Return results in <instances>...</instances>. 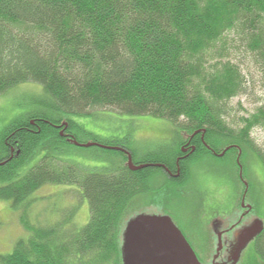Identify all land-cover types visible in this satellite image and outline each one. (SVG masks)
Instances as JSON below:
<instances>
[{
	"label": "trees",
	"instance_id": "obj_1",
	"mask_svg": "<svg viewBox=\"0 0 264 264\" xmlns=\"http://www.w3.org/2000/svg\"><path fill=\"white\" fill-rule=\"evenodd\" d=\"M232 30L234 44L264 81V0H0V94L33 82L46 95L0 129V200L20 211L27 231L10 252L0 253V264H122L124 216L149 191L152 168H163L131 170L119 150L122 158L113 168L87 169L63 159L62 144L69 140L60 130L74 135L72 129L82 128L70 116L97 109L165 119L174 127L160 137L169 141L155 157L129 149L135 164L170 167L178 136L204 129L216 152L230 146L216 157L200 145L199 161L215 157L197 180L205 199L211 194L220 205L226 188L244 187L240 164L264 206V152L250 136L254 127L264 129V105L235 126L226 121L227 102L247 85L240 68L224 59L222 39ZM91 141L129 144L96 136ZM45 184L76 186L88 204V221L76 226L73 206L52 226L33 224L31 208L42 197L31 196ZM58 228L67 235L57 234ZM255 249L254 259L264 262V227Z\"/></svg>",
	"mask_w": 264,
	"mask_h": 264
},
{
	"label": "rangeland",
	"instance_id": "obj_2",
	"mask_svg": "<svg viewBox=\"0 0 264 264\" xmlns=\"http://www.w3.org/2000/svg\"><path fill=\"white\" fill-rule=\"evenodd\" d=\"M222 41L226 44L224 59L237 65L247 80L245 91L230 98L226 105V121L228 124L235 126L241 116H249L251 113L255 112L259 106L264 105V81L252 58L244 52L242 46L235 45L237 40L235 39L234 30L225 33ZM44 97H46V95L41 85L33 82L19 84L9 89L6 93L0 94V129L14 116L37 108V104L34 100ZM70 117L82 128V130L77 128L72 129L78 140L90 142L92 137L95 136L106 142L126 139L129 141V146L136 150L138 157L143 154L146 155L147 153H150L148 156L155 157L156 154L162 153L166 147L165 144L168 142V140L164 141V139H160L158 140V144L145 143L139 141V139L145 140L146 138H137V134L140 135V133H144L143 127L145 126H150L151 128V126L159 127L161 124L165 126L169 125V122L165 119L151 116H129L126 113H118L114 110L106 109H97L88 115H73ZM188 135L189 133L187 132L178 136L179 140L176 144L177 153L180 151V146L185 142ZM250 136L264 152V129L254 127L250 132ZM200 150L201 149L192 156L188 165L189 175L187 182L192 183L191 186H189V184L188 186H183L180 183H177L175 186H173V183L164 185V175L159 169L152 168L151 171L156 172L157 175H152V177L148 179V182L146 181V185L154 189L146 195L142 193L144 196L135 198H138V201L137 203L133 202V209L126 213L123 222L125 224L130 217L138 213L163 214L165 211L164 206L166 205L172 210V217L175 223L184 231L185 235H187L201 260L208 263V260L215 251L216 236L214 230L219 228L217 226L218 221H220L222 226L227 225L229 222L239 217V210L234 206V197L237 194L236 190H239V188L241 189V186L237 188L234 186L233 189L230 190L229 200L224 201L223 198H218L220 201V209L215 211L216 213H210L207 217H205V215L201 217L199 213L200 209L196 208L199 204L197 192L201 191L196 186V183L201 172L204 170L208 171V164L214 162L215 157L206 155L203 157V160L199 161V157L203 156L204 153ZM170 151L169 149L166 150V152ZM218 152L220 153L221 151L217 150V153ZM39 155L40 154L33 156L30 160V164L33 163ZM60 156L63 159L71 160L87 169L102 167L113 168L122 158L119 151L106 149L100 146H79L72 143L71 140L65 141L62 144ZM240 168L242 170L241 166ZM206 176L208 177V175ZM192 179L193 181H191ZM250 181L252 182V180ZM177 185H181L179 191L176 190ZM76 189L75 186H67V184H45L38 188L31 197L36 198V200L40 197H42V199H38L33 205V208H31V222L36 225L40 224L43 226L45 224L52 226L58 222L60 216H63L66 210L76 206V213L73 221L78 227L85 224L89 219L88 204L86 200L80 198ZM201 194L205 196L203 192H201ZM207 197V201L211 202V194L207 195ZM248 199H250V197H247V200ZM251 199L254 200L253 198ZM149 203L150 205H148ZM205 205L208 206L207 203H205ZM19 214L20 211L18 212L11 207L8 201L0 200V253L10 252L15 242L19 238L27 235V231L24 229L23 223L19 219ZM262 215H264V213H262ZM58 231L59 233L57 234L61 236L67 235L64 234L67 233V231L62 228H58L57 232ZM228 236L229 232L224 234V238ZM207 243L209 247L205 250L204 247ZM245 261L244 257L243 261L238 264H243ZM251 261L252 262L249 264H263L259 262L258 259Z\"/></svg>",
	"mask_w": 264,
	"mask_h": 264
},
{
	"label": "water",
	"instance_id": "obj_3",
	"mask_svg": "<svg viewBox=\"0 0 264 264\" xmlns=\"http://www.w3.org/2000/svg\"><path fill=\"white\" fill-rule=\"evenodd\" d=\"M198 131L196 130L194 133ZM73 142L80 144L76 140ZM95 144L98 145L96 142L80 145ZM222 154L223 152L219 156ZM127 156V166L131 170H139L151 165V163L134 164L131 155L128 154ZM153 165L164 166L161 163ZM245 185H247L246 182ZM217 226L219 228L214 230L216 236L215 251L206 263L198 259L193 248L170 215L165 212L163 214L138 213L130 217L122 228V264H238L243 261L250 241L261 232L264 225L261 219L243 222L229 238L222 237L225 230L221 229L220 222ZM220 258H224L225 262L219 261Z\"/></svg>",
	"mask_w": 264,
	"mask_h": 264
},
{
	"label": "flooded vegetation",
	"instance_id": "obj_4",
	"mask_svg": "<svg viewBox=\"0 0 264 264\" xmlns=\"http://www.w3.org/2000/svg\"><path fill=\"white\" fill-rule=\"evenodd\" d=\"M143 132L144 133H140V135L137 134V138L144 137V138H146V140L148 142L144 141L142 139H140L139 141L145 142V143H153V144L159 143L158 140H160V137H163V136L166 137L167 135L172 134V131H168V128L166 126L164 128L161 125L159 127L151 126V128H150V126H145V127H143ZM201 132L202 133L200 135H198L199 132H197L195 134L190 133L188 135V137L186 138L185 142H183L182 145L180 146V151L178 153L176 151L173 153L174 154L173 160H172L173 164L170 163L169 164L170 167L165 166V165L162 167L163 168L162 173L164 175L163 184L169 185L170 183H173V186H175L177 183H180L183 186H188V184H189V186H191V183L187 182L186 176H187V171H188V165L190 163L192 156L195 153H197L198 150L201 148L200 145L202 147L204 146V148H206L207 150L213 152L212 147L207 144V142L204 138V132L205 131L204 132L201 131ZM136 133H138V132H136ZM60 135L61 136H67L68 133H65V132H63V130H60ZM144 135H147V137H145ZM177 143L178 142H176V144ZM122 147L126 150L128 149V151H129V149L133 150V148L127 146V144H124ZM241 182H242V185L245 184V182L243 180H241ZM180 188H181V185L176 186V189H180ZM199 189H200V191H203V189L201 187H199ZM197 193H198V196L202 197L203 194H201L200 192H197ZM225 194H226V190H224V194L221 197H223ZM254 197H256V195H254ZM242 199H243V194L241 195V198L238 202V206H236L239 210V217L237 218V220L234 221V223L232 222L230 225H228L224 229L225 230L224 233L229 232V234H230L231 230L234 229L236 225L240 224L243 220L245 221L246 219L248 222H250L251 220L253 221L255 219H261L263 221V225H264V215H262V213H264V206H262L261 201L259 202V208H257V207H254V204L249 203V201H246V196H244V200H242ZM205 203H207L208 206H206ZM219 207H220L219 203L208 202L204 196L203 201L200 203V206H198V209H200L199 213L201 214V217H203V215H205V217H207V215H209L210 213H216L215 211L219 210L220 209ZM164 210H165V213L170 215L171 218L173 219L172 210L170 208H168L166 205L164 206ZM173 221H174V219H173ZM247 221H245V222L247 223ZM181 231L185 235V233L182 229H181ZM261 232H262V230H261ZM261 232L259 234H257L250 241L249 251H248L247 256L245 258V260L248 261V263L252 262L251 260H254L255 255L257 256V254H255V251H256L255 244L258 242V238H259V235L261 234ZM185 236L187 237V235H185ZM223 259L224 258H220L219 261L225 262Z\"/></svg>",
	"mask_w": 264,
	"mask_h": 264
},
{
	"label": "bare ground",
	"instance_id": "obj_5",
	"mask_svg": "<svg viewBox=\"0 0 264 264\" xmlns=\"http://www.w3.org/2000/svg\"><path fill=\"white\" fill-rule=\"evenodd\" d=\"M17 32V31H16Z\"/></svg>",
	"mask_w": 264,
	"mask_h": 264
}]
</instances>
